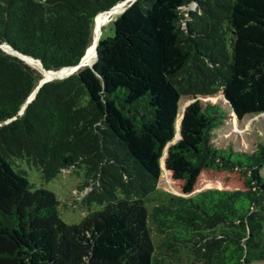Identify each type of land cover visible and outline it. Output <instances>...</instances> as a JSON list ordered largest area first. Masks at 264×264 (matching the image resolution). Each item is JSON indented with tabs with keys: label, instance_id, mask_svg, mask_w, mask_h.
I'll return each instance as SVG.
<instances>
[{
	"label": "trees",
	"instance_id": "1",
	"mask_svg": "<svg viewBox=\"0 0 264 264\" xmlns=\"http://www.w3.org/2000/svg\"><path fill=\"white\" fill-rule=\"evenodd\" d=\"M122 1L0 0V45L75 66L96 15ZM105 26L92 67L44 84L21 115L41 74L0 50V264L264 263V145L213 141L229 115L264 117V0H135ZM184 101L200 131L170 149L182 192L202 171L239 172L242 189L160 187ZM24 165L43 183L82 175L76 204L101 208L67 225Z\"/></svg>",
	"mask_w": 264,
	"mask_h": 264
},
{
	"label": "rangeland",
	"instance_id": "2",
	"mask_svg": "<svg viewBox=\"0 0 264 264\" xmlns=\"http://www.w3.org/2000/svg\"><path fill=\"white\" fill-rule=\"evenodd\" d=\"M187 9L193 10V4L189 5ZM121 13L122 11L111 16L103 26L114 20ZM111 34V26H105L103 31L101 29L103 39L110 37ZM6 48L4 46L5 51H8ZM31 66L39 68V64L37 66L31 64ZM208 101L211 103L220 102L219 98H210ZM197 109L198 107L192 105L189 101H184L181 105L175 140L170 146H167L161 160L162 178L160 187L163 190L184 196H189L206 189H242V178L239 172L215 173L212 171H202L196 176L190 190L185 194L182 192V187L185 183L183 172L188 171V168L181 160L171 157L170 149L177 142H196L200 131V125L196 116ZM213 141L218 148L230 146L232 149L251 153L257 146L264 145V117L248 118L239 122L232 115H229L227 116L226 125L215 132ZM24 170L32 186V191L43 188L55 194L57 200L60 202L58 206L60 217L67 225L78 224L85 216L101 208L93 206L88 210L76 204L77 200H79L78 198L85 194V192H78V188L83 182L82 175L64 170L50 182L43 183L35 168L24 165ZM262 174L264 175V170Z\"/></svg>",
	"mask_w": 264,
	"mask_h": 264
},
{
	"label": "water",
	"instance_id": "3",
	"mask_svg": "<svg viewBox=\"0 0 264 264\" xmlns=\"http://www.w3.org/2000/svg\"><path fill=\"white\" fill-rule=\"evenodd\" d=\"M134 1H135V0H124V1H122V2H120V3H118V4H116L114 7L118 6L119 4H122V3L124 4V3H125L126 6H125V8L122 10V12H124V11H125V10H126V9H127V8H128L133 2H134ZM114 7H112V8H114ZM112 8H111V9H112ZM111 9H110V10H111ZM110 10H108V11H110ZM108 11H105V12H102V13L96 15V17L94 18L93 37H94L95 29H96V19H97V17H98L99 15H101V14L107 13ZM100 36H101V31H100L99 37L97 38L96 43H95V54H96V59H97V46H98V44H99ZM93 37H92V43L90 44V46H88V48L86 49V51H85L83 57L80 59V61H79L75 66H72V67H65V68H62V69H60V70H56V71L46 70V69L42 66V64L40 63L39 60H35L34 58L29 57L30 59H32V60H34V61H37L38 64H39V68H34V67H32L31 65H29L28 63H26V62L22 59V57H28V56H26V55L20 53L19 51L15 50L14 48H12L11 46H9V45H7V44L0 45V50H2L3 52H5V53H7V54H9V55H11V56L17 58L18 60L24 62L26 65H28V66H30V67H32V68L38 70L39 73L41 74V79H40V81L38 82V84L36 85V87L34 88V90L31 92V94L28 96V98L26 99L25 103L21 106V108H20V110H19V112H18V115H21V114L24 112V110H25V108L27 107V105H28L29 103H31V102L34 100V98H35V96H36L38 90H39L44 84H46V83H48V82H51V81H55V80H62V79H65V78L71 76L72 74L78 72L80 69H82V68H84V67H92V65L94 64V62H95L96 60H95L92 64L85 65V64H84V57H85V55H86L88 49L93 45V41H94V40H93ZM4 46H7L8 48H10L11 51H12V53H9V52L5 51V50H4ZM64 70H70V73L65 74V75H61V72L64 71Z\"/></svg>",
	"mask_w": 264,
	"mask_h": 264
},
{
	"label": "bare ground",
	"instance_id": "4",
	"mask_svg": "<svg viewBox=\"0 0 264 264\" xmlns=\"http://www.w3.org/2000/svg\"><path fill=\"white\" fill-rule=\"evenodd\" d=\"M124 5L126 6V4L124 3ZM123 4H119L118 6L112 8L110 11H108L107 13L101 14L97 17L96 19V29H95V33H94V37H93V45L88 49L85 57H84V64L85 65H89L92 64L95 60H96V54H95V43L97 38L99 37L100 31L102 29V26L104 23H106L111 16H113L114 14L120 12L123 10L124 7ZM125 8V7H124ZM9 53H12L10 48H6ZM5 50V49H4ZM22 59L28 63L29 65L33 64V66H37V61H34L32 59H30L29 57H22ZM31 63V64H30ZM70 73V70H64L61 72V75H65Z\"/></svg>",
	"mask_w": 264,
	"mask_h": 264
}]
</instances>
